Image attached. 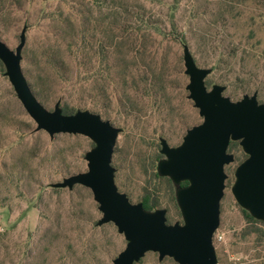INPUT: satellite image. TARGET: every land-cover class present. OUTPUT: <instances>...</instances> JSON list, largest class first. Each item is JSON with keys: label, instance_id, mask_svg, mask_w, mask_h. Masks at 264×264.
<instances>
[{"label": "rangeland", "instance_id": "374dc122", "mask_svg": "<svg viewBox=\"0 0 264 264\" xmlns=\"http://www.w3.org/2000/svg\"><path fill=\"white\" fill-rule=\"evenodd\" d=\"M177 1L178 7H174L175 0H123L126 9L133 11L132 15L138 12L143 18L142 25L147 30L143 40L147 51L144 56H137V65L152 68L157 74L160 66L164 65L163 70L165 68L169 78L167 96L159 100L161 105L148 96L134 100L138 108L136 114H127L116 100L110 105L109 112L114 122L109 121L121 128L112 158L116 184L121 192L131 195L129 199L133 203L139 202V194L147 179L145 166L154 151L155 139L159 141L163 137L171 146L179 145L186 131L202 122L199 110L188 99L186 85L189 77L185 74L184 47L175 42L173 36L186 32L198 48V57L208 59L212 51L209 50L207 34L216 37L211 24L216 19L222 22L217 17L219 1ZM58 3V0H34L31 7L33 26L26 32L29 58H34L33 51L44 47L45 36L50 30L49 21L40 24V11L55 10ZM95 9L97 17L102 19L99 8ZM230 16L238 20L230 18L228 21L224 44H240L248 27L259 28L258 35L264 37V7L245 1L244 4H236ZM111 20L112 17L107 18L105 24ZM23 27L22 23H12L0 38L15 49ZM150 52L156 57L147 55ZM234 62L233 66H236L238 60ZM21 66L30 84L32 80L25 73L27 67L23 58ZM250 67L253 68L252 65L247 66ZM229 72L230 69L225 68L217 76ZM257 74L252 71L249 75L257 82ZM242 83H232V90H238L240 96L235 97L229 92L224 94L233 101L245 94L252 95L254 91H242ZM114 85L118 88L110 87L119 96L120 83ZM211 87L208 86L209 89ZM256 92L259 101L264 102V87L262 92ZM54 105V99L44 104L49 110H53ZM35 128L36 123L17 98L5 71L0 70V264H113V259L125 248L126 240L113 223L93 227L94 221L97 222L102 214L92 192L89 193L82 185L59 191L51 187L52 183L87 170L84 154L92 147L91 139L67 133L51 138L46 131H36ZM229 152L241 157L242 148L238 146ZM238 165L239 161L235 160L225 167L228 178L221 201L220 226L214 236L221 264H253L252 257L264 255V226L248 222L246 213L232 193ZM161 194V208L168 209L170 223L182 222L180 209L170 202V196L163 189ZM254 226L261 231L245 235ZM220 235L222 239L218 238ZM235 250L245 254L231 256ZM158 261V253L148 252L139 264H158Z\"/></svg>", "mask_w": 264, "mask_h": 264}, {"label": "water", "instance_id": "95a60500", "mask_svg": "<svg viewBox=\"0 0 264 264\" xmlns=\"http://www.w3.org/2000/svg\"><path fill=\"white\" fill-rule=\"evenodd\" d=\"M27 27L15 49L0 38V61L5 67L17 98L36 123V131L83 135L94 146L84 154L87 170L51 184L72 190L76 185L89 188L102 216L96 225L113 223L126 240L125 248L113 264H136L148 252L162 261L171 257L178 264H217L214 236L220 226L221 201L228 178L225 167L234 162L229 152L231 141H239L248 155L235 170L232 193L240 207L252 217L264 221V102L255 91L233 101L224 94L226 86L215 83L209 89V67L197 64L190 48L183 52L188 99L199 110L202 122L186 131L179 145L171 146L160 138L158 163L160 176L169 177L176 186V201L182 222L169 223L166 208L148 210L142 202L133 203L116 184L112 165L121 128L100 114L78 109L65 114L61 102L47 109L36 97L23 72L21 62L27 42ZM187 181V185L182 182Z\"/></svg>", "mask_w": 264, "mask_h": 264}, {"label": "trees", "instance_id": "16d2710c", "mask_svg": "<svg viewBox=\"0 0 264 264\" xmlns=\"http://www.w3.org/2000/svg\"><path fill=\"white\" fill-rule=\"evenodd\" d=\"M58 1V7L55 10L40 11V24L49 21L50 28L45 36L44 47L33 51L34 58H29V42H27L22 53L23 62L27 67L25 73L32 80L30 85L38 100L43 105L50 99H54L55 103L60 101L65 114L75 113L78 109H88L112 122L114 121L109 110L115 100L125 108L127 114H136L137 107L134 100L141 97H152L161 105L160 98L164 99L166 95L169 78L165 68L163 70L164 65L160 66L158 74L152 68H141L137 65V56H144L147 51L143 42L146 39L147 30H144L145 27L142 25L144 21L138 12L134 10L137 14L132 15L133 11L126 9L123 0ZM218 1L217 17L221 18L222 22L216 19L211 24V27L215 29L216 37L213 38V34H207L210 43L208 48L213 56L203 60L199 58L198 48L186 36V32H178L176 36H173V40L183 47L187 45L199 66L212 69L205 80L207 87L220 83L226 86L225 92L238 97L241 93L238 90H232V83L239 81L243 82L241 85L243 92H262L264 37L258 35L259 28L248 27V32L244 33L240 44L233 42L230 46V44H224V40L228 21L236 4L252 1L258 7H264V0ZM33 3L34 0H0V36L12 23H22L24 27H27V31H30L33 26L31 22ZM178 5L179 2L175 0L174 7ZM97 7L100 15H103L102 19L97 17L99 16L96 14ZM110 17L113 20L106 25L107 18ZM231 19L238 20V18ZM134 22L141 24H134ZM18 37L20 38V35ZM147 55L153 56L151 52ZM236 60L238 63L236 62L237 65L233 66ZM248 65H252L253 68H247ZM225 68H229L231 72L217 76V73ZM0 70L5 71L1 61ZM252 71L258 72L259 81H253V76L249 75ZM117 82L120 83L121 94H118L121 97L110 87L113 85L118 88L114 85ZM23 136L24 134L21 135ZM160 138L159 141L156 138L153 142L154 151L145 166L147 179L138 198L148 210L162 207V189L170 196V202L179 208L175 195L176 186L169 177L160 176L157 171L158 163L164 157L160 153ZM90 143L93 147L94 143ZM238 146L241 147L239 141H231L229 151ZM247 156L242 149L241 157H235V160L240 164ZM187 184V181L182 182V185ZM52 188L54 191L62 189ZM84 188L91 193L90 189ZM127 195L131 197L130 194ZM243 211L249 223L264 226V221L252 217L245 209ZM179 214L182 216L181 211ZM167 218L170 223L168 209ZM93 225L96 227V221ZM256 231L261 230L256 226L251 227L245 235ZM142 260L143 258L136 264L141 263ZM158 264L178 263L173 258L166 257L162 261L159 260Z\"/></svg>", "mask_w": 264, "mask_h": 264}, {"label": "crops", "instance_id": "0c3cea01", "mask_svg": "<svg viewBox=\"0 0 264 264\" xmlns=\"http://www.w3.org/2000/svg\"><path fill=\"white\" fill-rule=\"evenodd\" d=\"M244 255L245 254V252L243 253V251H241V250H235L234 252H233V254H231V256H238V255ZM247 254V253H246ZM219 261V260H218ZM251 261L253 262V264H264V255H257V256H255V257H252L251 258ZM261 261H263V262H261Z\"/></svg>", "mask_w": 264, "mask_h": 264}, {"label": "built area", "instance_id": "2783aa9c", "mask_svg": "<svg viewBox=\"0 0 264 264\" xmlns=\"http://www.w3.org/2000/svg\"><path fill=\"white\" fill-rule=\"evenodd\" d=\"M218 238H219V239H222V236L220 235V236H218ZM217 264H221V263L218 261ZM239 264H245V263H239Z\"/></svg>", "mask_w": 264, "mask_h": 264}]
</instances>
